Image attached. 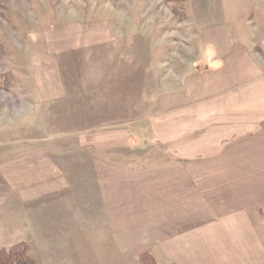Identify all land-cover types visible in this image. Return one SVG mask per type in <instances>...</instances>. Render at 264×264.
<instances>
[{"label": "crops", "instance_id": "obj_1", "mask_svg": "<svg viewBox=\"0 0 264 264\" xmlns=\"http://www.w3.org/2000/svg\"><path fill=\"white\" fill-rule=\"evenodd\" d=\"M49 35L30 58L42 135L0 155V245L24 242L35 264L48 259L35 240L60 242L63 256L43 250L68 264L72 241L82 264L95 242L113 264L144 252L157 264H264V61L253 57L264 39L169 72L146 39L117 38L104 22ZM72 51L86 74L63 82L56 57ZM184 112L207 115L165 119ZM134 132L162 148L151 154L144 140L134 157L104 155L131 147Z\"/></svg>", "mask_w": 264, "mask_h": 264}, {"label": "rangeland", "instance_id": "obj_2", "mask_svg": "<svg viewBox=\"0 0 264 264\" xmlns=\"http://www.w3.org/2000/svg\"><path fill=\"white\" fill-rule=\"evenodd\" d=\"M78 21L88 25L104 22L110 34L117 38L146 39L151 56L160 58L169 72L177 65L182 71L188 68L191 71L193 64H201L206 58L214 60L240 50L251 52L255 45L260 46L264 39V0H179L178 3L165 0H0V44L9 52L8 57L0 60V75L9 71L13 76L5 90L0 88V155L9 144L40 139L30 58L36 48L47 45L49 34H57L66 24ZM68 54L56 57L58 75L63 82L86 74L85 55L81 51ZM253 57L260 63L264 61V52H255ZM166 88L165 91L174 90L171 85ZM181 115L191 122L207 114L197 116L184 112L165 119L173 121ZM129 136H133L131 147L122 143L107 146L104 155L134 157L141 154L135 147L141 148L144 140L151 154L162 148L154 133L134 132ZM17 222L15 224H19ZM261 234L264 236L263 230ZM17 243L19 240L6 242L4 245L8 246L0 245V248L8 249ZM34 243L39 253L37 259L48 258L38 264H68L51 260L52 256L43 250L50 249L57 256H63L65 247L60 242L51 240L47 249L39 245L38 240ZM72 243L66 251L73 259L69 263L82 264L76 259L79 250ZM88 255L86 264H113V256L96 242L88 246ZM139 255L136 254L137 259ZM157 260L162 264L158 256ZM125 264L135 262L126 260Z\"/></svg>", "mask_w": 264, "mask_h": 264}, {"label": "trees", "instance_id": "obj_3", "mask_svg": "<svg viewBox=\"0 0 264 264\" xmlns=\"http://www.w3.org/2000/svg\"><path fill=\"white\" fill-rule=\"evenodd\" d=\"M166 2L178 3L179 0H165ZM9 52L0 44V60L8 57ZM13 76L10 72L0 75V88L5 90L6 84L12 83ZM2 82V83H1ZM258 211L264 215V206L258 208ZM140 264H157L155 259L147 252L141 253L139 256ZM0 264H35V261L28 252V246L24 242L17 243L10 248H0Z\"/></svg>", "mask_w": 264, "mask_h": 264}]
</instances>
